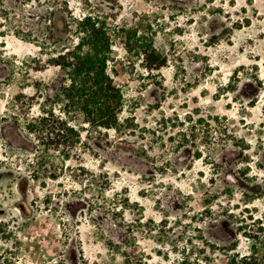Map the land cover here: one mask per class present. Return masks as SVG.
I'll list each match as a JSON object with an SVG mask.
<instances>
[{"label": "rangeland", "instance_id": "rangeland-1", "mask_svg": "<svg viewBox=\"0 0 264 264\" xmlns=\"http://www.w3.org/2000/svg\"><path fill=\"white\" fill-rule=\"evenodd\" d=\"M64 1L0 0V264L264 253V0ZM70 14L113 42L127 128L102 141L57 96L51 59L71 40L43 46ZM39 117L74 121L75 155L28 133Z\"/></svg>", "mask_w": 264, "mask_h": 264}, {"label": "trees", "instance_id": "trees-1", "mask_svg": "<svg viewBox=\"0 0 264 264\" xmlns=\"http://www.w3.org/2000/svg\"><path fill=\"white\" fill-rule=\"evenodd\" d=\"M68 6V0L63 2ZM49 13V15H52ZM69 19L73 23L74 30L68 22L64 26L63 33L56 34L54 31L47 33L45 48H56L64 40H71L68 47L61 48L60 53L53 55L51 62L62 71L61 83L57 89V96L60 100L66 102L68 110L64 115L73 114L76 118L80 113L85 116L86 122L98 134L95 139L102 141L106 136L101 131L113 129L115 133H121L127 126L119 123L118 114L122 108V91L116 84L114 76L116 71L110 69L113 75L109 73L108 64L111 60L112 39L108 34L106 22L99 17L85 15L81 18H74L70 14ZM49 24L51 21L49 20ZM67 35L61 39V35ZM112 34L127 44L126 35L123 29H116ZM71 38V39H70ZM144 59L149 64L151 70L153 66L159 67L160 63L155 65L153 61V49H145ZM155 67V68H156ZM69 118V117H68ZM74 120V119H73ZM28 133H34L37 137H43L48 144L56 148H64L66 158L75 155L74 148L81 141L79 129L74 125V121L63 120L61 118L39 117L27 125ZM45 131V134H44ZM214 251V250H213ZM225 259L221 264H264V253L258 246L252 245L250 250L241 254L236 248L227 250ZM201 257L193 260L190 256H184L180 264H210L209 257L204 252L198 251Z\"/></svg>", "mask_w": 264, "mask_h": 264}]
</instances>
